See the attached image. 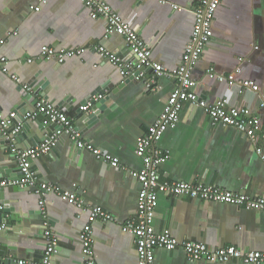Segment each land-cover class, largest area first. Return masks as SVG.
Wrapping results in <instances>:
<instances>
[{
	"label": "crops",
	"instance_id": "1",
	"mask_svg": "<svg viewBox=\"0 0 264 264\" xmlns=\"http://www.w3.org/2000/svg\"><path fill=\"white\" fill-rule=\"evenodd\" d=\"M107 2L148 43L153 61L168 70L179 67L200 0ZM36 4L37 0H0V56L8 60V75L31 88L25 91L0 72V110L21 114L33 110L39 97L46 98L72 119L85 141L118 159L121 168L77 150L62 135L53 150L34 159L31 167L42 182L70 193L84 206L62 202L53 192L40 195L35 189L5 187L0 192V224L5 225L0 231V252H6L15 264H39L44 241L38 202L44 198L47 221L58 241L51 264H81L78 234L87 222V208L95 207L111 216V221L92 225L95 264H137L133 238L121 231L123 224L137 217L140 184L136 174L142 161L134 147L161 114L176 81L157 77L147 87L151 70H144L142 76L125 75L101 58L94 47L134 62L124 40L107 36L106 23L91 19L80 0H47L35 12L31 7ZM172 4L181 10H173ZM42 46L83 48L84 52L57 64L36 60ZM29 58L34 61L27 63ZM209 68L222 75L240 72L233 83L218 82L206 76ZM191 78L207 104L226 99L231 107L246 108L264 130V0L221 1L213 18L212 38ZM243 81L254 82L257 90L244 89ZM98 94L103 98L89 112H82L81 105ZM18 121L23 127L11 143L0 139V180L19 176L16 149L40 143L54 129L42 114ZM157 146L168 155L159 167L161 182L203 183L264 198V163L250 140L233 128L213 125L198 107L185 104L177 126L167 129ZM152 225L156 232L168 230L178 243L195 241L211 249L234 246L244 252H264V210L260 209L159 193ZM154 255V264H241L188 261L181 248L156 249Z\"/></svg>",
	"mask_w": 264,
	"mask_h": 264
},
{
	"label": "built area",
	"instance_id": "2",
	"mask_svg": "<svg viewBox=\"0 0 264 264\" xmlns=\"http://www.w3.org/2000/svg\"><path fill=\"white\" fill-rule=\"evenodd\" d=\"M47 0H37V4L31 7L32 11H39ZM83 8L93 20H102L106 23L105 34L121 37L133 61L122 60L119 56L106 51L103 47H94V51L101 57L110 61L111 64L123 73L142 76L144 70H151L147 87L155 83V78L165 77L174 79L176 86L168 95L163 110L148 131L136 140L134 152L142 161V168L136 174L140 188L136 197L137 217L127 221L121 226V231L129 233L133 238L137 264H154L156 249L172 251L181 248L188 261H205L211 263H225L238 261L241 264H264V252H244L234 246L219 247L211 249L203 243L195 241H178L171 236L168 230L156 232L152 222L157 207V195L164 193L174 197L197 198L202 201L217 202L245 209L264 210V198H252L243 193L225 191L216 186H208L203 183L187 184L181 182H161L159 180V167L168 160V155L161 151L157 143L167 129L177 126L180 120V111L185 104L198 107L208 116L213 125L233 128L245 135L251 142L255 154L264 163V130L260 126L257 116L246 108H234L228 105L226 99H219L213 104H207L194 90L196 83L191 78V70L201 59L205 47L212 38V23L216 9L222 0H200L199 6L193 11L194 25L189 42L184 47L181 64L173 70L164 68L161 64L151 58V47L142 41L138 33L131 25L108 4L107 0H80ZM164 1H161L163 3ZM173 10L179 11L178 5H171ZM16 35V32L9 33ZM3 42V41H2ZM1 42V43H2ZM84 52L83 48H53L42 46L36 60L52 61L57 64L64 63L67 59L78 57ZM34 59H27L32 63ZM8 60L0 56V72L8 75ZM222 75L214 72L212 68L207 69L206 76L218 82L233 83L234 75L239 73ZM15 83L22 85V89L30 91L27 84H22L20 79L14 75H8ZM244 89L256 91L257 86L252 81L240 83ZM103 95H92L80 107L82 112H89L90 108ZM264 106V101L261 103ZM37 114H42L47 123L54 125L52 132L47 134L40 143L25 149H16L15 156L18 163L19 176L14 179L0 180V192L8 186H16L21 189H35L36 193L53 192L59 200L78 208L84 205L80 199L53 185L42 182L32 170V162L41 154L49 153L58 143L62 135H66L79 151L90 152L103 164L114 168H121L118 159L103 153L83 139V135L73 126L72 119L54 103L46 98L39 97L33 106V110L18 113L10 111L5 114L0 110V137L11 141L21 132L23 123L18 121L34 120ZM11 148L14 146L11 144ZM45 199L38 202L42 216V237L44 249L39 264H51L52 257L57 253L58 241L50 229L45 213ZM87 222L78 234V242L83 256L81 264H95L92 256V225L95 222L111 221V216L101 208H87ZM3 210L0 204V212ZM5 228L0 224V231Z\"/></svg>",
	"mask_w": 264,
	"mask_h": 264
},
{
	"label": "water",
	"instance_id": "3",
	"mask_svg": "<svg viewBox=\"0 0 264 264\" xmlns=\"http://www.w3.org/2000/svg\"><path fill=\"white\" fill-rule=\"evenodd\" d=\"M51 126L54 127V125H51ZM0 139H2V138L0 137ZM3 141H5V140H3ZM4 143H9V141H6ZM0 264H15V263H14V259L9 257L6 254V252H0Z\"/></svg>",
	"mask_w": 264,
	"mask_h": 264
}]
</instances>
